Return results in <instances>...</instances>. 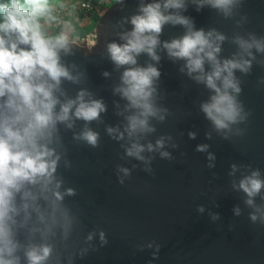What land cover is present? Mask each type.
<instances>
[{
	"label": "water",
	"instance_id": "water-1",
	"mask_svg": "<svg viewBox=\"0 0 264 264\" xmlns=\"http://www.w3.org/2000/svg\"><path fill=\"white\" fill-rule=\"evenodd\" d=\"M149 3L163 0H114L87 35L68 36L67 51L59 53L60 62L77 77L76 82L62 79L64 96L56 93L61 101L85 90L90 93L86 99L101 100L106 110L91 122L73 118L72 128L57 124L49 147L60 157L54 176L63 199L55 201L51 186H27L36 199L15 217L19 264H27L24 252L33 245L51 248L43 264H264V187L251 205L239 188L240 180L254 171L264 181V53L253 48L250 71L235 72L244 119L218 131L200 108L211 91L195 74H187L184 60L170 58L163 48L186 28L166 23L155 49L159 61L141 53L135 65L158 69L154 103L164 119L150 118L153 132L129 137L125 118L132 110H126L127 101L114 89L130 66L117 67L107 46L124 43L121 36L131 31V17ZM197 3L184 0V8L165 14L187 17L195 29L223 35L218 59L241 51L237 37L264 40V0H238L229 16L206 4L198 10ZM109 127L123 138L109 135ZM84 128L98 133L95 147L75 138ZM161 138L164 147L151 152L145 147L144 160L126 155L132 142L155 147ZM201 145L206 149L197 151ZM161 151L169 157L162 158ZM69 188L74 195L66 194Z\"/></svg>",
	"mask_w": 264,
	"mask_h": 264
},
{
	"label": "clouds",
	"instance_id": "clouds-1",
	"mask_svg": "<svg viewBox=\"0 0 264 264\" xmlns=\"http://www.w3.org/2000/svg\"><path fill=\"white\" fill-rule=\"evenodd\" d=\"M237 2L198 0L197 8L199 10L206 4L229 16ZM184 6V0H163V4L141 6L140 14L130 19L131 31L121 36L124 43L113 42L107 46L110 59L117 67L130 66L123 71L120 86L114 89L127 101L126 110H132L125 118L124 132L129 137L153 132L155 129L150 125V118L164 119L154 103V80L160 75L158 69L152 64L145 67L135 65L136 57L141 53L159 61L155 49L160 44L158 37L166 23L186 28L183 36L164 42L163 48L170 58L184 60L187 74H195L193 78L211 91L208 100L200 105L205 117L218 131L227 130L230 125L244 119L237 101L241 89L235 72L246 74L250 71L251 60L254 59L251 50L255 48L256 52L264 53V40L237 37L234 42L241 51L230 59L220 60L217 54L221 50L219 42L225 39L223 35L214 30L207 33L203 29L197 30L187 17L165 14L168 9H182ZM51 11L49 0L0 3V264H19V257L15 255L20 247L13 231L15 217L21 209L26 212L28 200L36 199L27 186L39 185L42 190H49L51 186L55 201L63 199L58 191L60 182L54 176L60 157L49 147L57 124L72 128L73 118L91 122L106 110L101 100L86 99L90 93L85 90L79 91L75 98L63 101L57 96V92L64 96L60 90L62 79L76 82L77 77L60 62L59 53L68 49V36L61 32L49 37L42 31L39 21L41 18L51 19ZM206 62L209 66L207 71ZM107 132L109 135L116 133V139L123 138L118 129L109 127ZM194 135L189 133L190 138ZM75 138L95 147L98 133L84 128ZM145 147L149 152L162 149L164 139L156 140L155 147L151 143L145 146L132 142L125 150L126 155L144 160L141 153ZM206 147L198 146L197 151H204ZM160 156L168 158L169 153L161 151ZM209 159H213L211 154ZM121 171L128 174L127 169ZM259 175L254 171L239 182V188L249 198L246 200L248 205L264 187ZM66 194L74 195V190L69 188ZM17 196L20 198L19 206ZM199 210L203 211L202 208ZM236 213L239 214L238 209ZM250 219L255 221L257 216L252 214ZM99 235L101 242H106L104 233ZM91 238L89 235L88 239ZM50 252L49 246L33 245L25 250L24 255L27 264H43Z\"/></svg>",
	"mask_w": 264,
	"mask_h": 264
},
{
	"label": "rangeland",
	"instance_id": "rangeland-1",
	"mask_svg": "<svg viewBox=\"0 0 264 264\" xmlns=\"http://www.w3.org/2000/svg\"><path fill=\"white\" fill-rule=\"evenodd\" d=\"M97 2H109L114 0H95ZM8 0H0V3H7ZM86 3H93L91 0H49V4L52 6L51 11V19L49 18H41L40 24L42 27V31L46 32V34L54 35L51 32H48L47 29H59V30H65V34L67 36H75L78 32L77 29L80 31L78 32L79 35H86L91 29L90 25L88 28L87 26H83L86 21L91 18L90 15H87L86 11L82 7V4ZM113 4V3H112ZM111 4V5H112ZM110 6V5H109ZM108 6V7H109ZM57 17L61 19V26L56 27L55 21L57 20ZM77 25V28L75 26ZM46 30H45V28ZM74 31H72V30ZM84 33V34H83Z\"/></svg>",
	"mask_w": 264,
	"mask_h": 264
},
{
	"label": "built area",
	"instance_id": "built-area-1",
	"mask_svg": "<svg viewBox=\"0 0 264 264\" xmlns=\"http://www.w3.org/2000/svg\"><path fill=\"white\" fill-rule=\"evenodd\" d=\"M101 3V1L99 2ZM82 7L84 8V10L87 12L86 14L87 15H90V17H93V16H98L96 15L95 13V6L93 5V3H86V4H82ZM103 12V11H102ZM100 12V14L102 13ZM55 26L56 27H60L61 26V19L57 17V20L55 21ZM53 31H55V29L53 28ZM61 32L65 33L66 31L65 30H59V33L60 34ZM57 34V35H58ZM87 35V34H86ZM85 36V35H84ZM83 37V36H81ZM86 40H88L89 42H91L93 40V37L89 34L86 38Z\"/></svg>",
	"mask_w": 264,
	"mask_h": 264
},
{
	"label": "trees",
	"instance_id": "trees-1",
	"mask_svg": "<svg viewBox=\"0 0 264 264\" xmlns=\"http://www.w3.org/2000/svg\"><path fill=\"white\" fill-rule=\"evenodd\" d=\"M91 2H93V5L95 6V13L96 15L100 14V12L106 10L108 8L109 5H111L113 3V1H109V2H97L95 0H91ZM54 36L57 35L59 33V29L52 31ZM84 34V33H83ZM82 36V35H81ZM84 36V35H83Z\"/></svg>",
	"mask_w": 264,
	"mask_h": 264
},
{
	"label": "crops",
	"instance_id": "crops-1",
	"mask_svg": "<svg viewBox=\"0 0 264 264\" xmlns=\"http://www.w3.org/2000/svg\"><path fill=\"white\" fill-rule=\"evenodd\" d=\"M95 18H96V16H93V17L89 18L83 26H87V28H88V27L92 24V22L94 21ZM74 26H75V25H74ZM75 27H77V25H76ZM44 28H45V27H44ZM77 28H80V27H77ZM45 30H46V28H45ZM71 30H72V29H71ZM47 31L53 33V32H52L53 29L50 30V28H49V29H47ZM72 31H73V30H72ZM77 31L80 32L78 29H77ZM73 32H74V31H73ZM78 32H77L76 34H77L78 36H81V35L78 34ZM77 35H76V36H77Z\"/></svg>",
	"mask_w": 264,
	"mask_h": 264
}]
</instances>
